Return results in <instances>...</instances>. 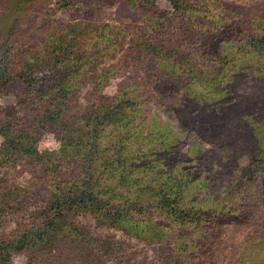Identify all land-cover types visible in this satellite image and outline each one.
Returning a JSON list of instances; mask_svg holds the SVG:
<instances>
[{"label": "rangeland", "instance_id": "obj_1", "mask_svg": "<svg viewBox=\"0 0 264 264\" xmlns=\"http://www.w3.org/2000/svg\"><path fill=\"white\" fill-rule=\"evenodd\" d=\"M75 1L70 9L58 10L57 0H37L26 6L15 0H0V60L6 56L15 71H20L22 64L28 69L27 64L34 65V69L59 48L60 38L70 39V27L101 28L110 24L114 30L120 29L122 49L102 57L96 70L99 77L92 73L91 65L83 64L78 69V109L92 110L102 103L103 113L96 124L104 126L111 107L98 96V91L109 99L123 97L131 115L130 126L135 128L127 127L126 131L138 133L136 139L142 144V152L159 153L160 147L172 142V157L161 153V162L156 164L165 169L171 168L174 161L181 166L191 165L192 170L207 177L209 188L192 193L198 202L207 200L217 206L226 188L241 187L234 198L240 203L235 209L229 208V216L224 218L225 232L211 247V259L205 261L200 257L203 250L196 245L188 254L179 244L182 234H193L190 227L151 212L148 199L152 191L147 194V189L140 191L137 185L123 187L116 182L113 207L107 212L108 207L102 203L105 218H98L74 199L79 193H67V183L76 180L84 184L94 173L91 168L96 171L99 167L90 159L81 158V153L74 151L70 155L62 142L63 133L53 125L41 128L37 101L27 97L25 105H19L26 85L22 80L9 79L0 91V110L8 118H19L34 131L35 146L42 159L25 157L15 165H0V198L8 188L16 187L25 196L3 210L0 233L8 235L19 230L18 225L24 222L21 233L32 222L39 223L37 213L47 206L55 191L58 202L73 197L77 205L71 200L62 203L68 224L76 230L74 237L59 232L62 235L57 242H50L41 251L16 252L9 264H171L169 256L178 252L186 264H264V59L258 56L264 41L257 48L252 47L251 56L243 57L246 49L240 48L225 57L232 51L226 42L242 46L246 34L255 43L264 39V0H202L239 22L238 38L237 31L232 33L226 25L214 24L202 14L175 17L171 0H155L157 17L152 28L147 17L152 14L145 12L149 7L143 8L135 0ZM142 41L155 45L159 51L163 50L162 44L169 51H179L183 57L177 60L188 58L193 67L182 69L179 62L157 59L147 52L141 57L136 54V44ZM103 45L99 44L100 48ZM188 68L194 71L189 73L194 79L190 87L183 86ZM173 78L176 79L171 82ZM111 131V127L105 129ZM3 141L0 134V147ZM50 152L54 154L48 159L45 154ZM46 160L57 165L48 168ZM130 192L131 201L127 197ZM138 196L144 197L147 207L142 212L151 213L149 217L155 225H147L145 230L134 225L140 217L135 210L138 205L132 201ZM46 211L51 213L48 208ZM32 217L38 219L31 220ZM158 222L163 228L158 227Z\"/></svg>", "mask_w": 264, "mask_h": 264}, {"label": "trees", "instance_id": "obj_2", "mask_svg": "<svg viewBox=\"0 0 264 264\" xmlns=\"http://www.w3.org/2000/svg\"><path fill=\"white\" fill-rule=\"evenodd\" d=\"M15 1L18 5L26 6L27 3L36 2L37 0ZM135 1L143 8L149 7V10L145 12L153 15L147 16L151 20L150 28H152V24L157 17V14H154L156 12L155 0ZM75 3V0H57L56 6L58 10H68ZM171 3L175 9V17H192L202 14L201 17L209 18L214 24L226 25L232 33L237 31L236 37L238 38L240 32L239 22L235 19L232 20L230 17L228 18L220 11H216L209 3L202 0H171ZM70 30H72L71 35H69L70 39H64L66 41H63V38H60L59 48L56 51L53 49V55L49 58L46 57V62H41L43 64H39L37 68L33 69L34 65L27 64L26 67H30L28 69L22 64L21 70L15 71L11 60L7 59L6 56H2L0 60V91L6 87L9 79L22 80L26 87L19 99V105H25L27 97H31L32 101H37L40 127L45 128L46 125H53L59 132L61 131V134L63 133L62 142L70 155L74 151L81 153V158H88L99 167L96 171L91 168L94 173L91 178L89 177L90 179L87 178V181L83 182L84 184L78 183L76 180L67 183L69 186L67 193L76 192V194H80L78 198H74L78 200L79 204L84 203L83 205L91 209L98 218H105L104 206L100 205L105 203L108 207L107 212L111 210L113 207L111 201H114L113 194H115L113 186L116 182L121 183L123 187L131 185L130 187L135 188L137 185L140 191H142L141 189H147V194L152 191V194L149 193L150 198L148 197L149 202L152 204L151 212H158L161 214L162 219H168L177 225L190 227L193 234L190 236L182 234L179 244L187 252L191 246L196 245L200 250H203L200 255L202 261L211 259L210 249L217 244L218 238L225 232L226 219L224 218L229 216V208L235 209L236 204L240 203L238 202L240 200L235 201L234 198L238 196L242 188L233 190L226 188L224 196L217 206L211 205L207 200L198 202L192 193L195 190L200 192L203 189H208L210 186L209 179L204 177L202 173H197L195 169L192 170L191 165L181 166L182 163L175 161L169 169L157 165V161L161 162L159 154L162 153L169 158L172 157L170 153L172 142L160 147L159 153L153 150H143L142 152V144L136 139L138 133L126 131L127 127L135 128L130 126L131 120L129 118L131 115L129 109L123 103V101H126L123 97L121 99H109L101 91H98V96L103 100H107L109 102L107 104L111 107V112L107 114L108 119L104 126L96 124L103 113L102 103L92 110H79L75 92L78 87L75 81V78L79 76L78 69L83 64L91 65L92 73H96L99 77L101 74L96 70L102 57L112 56L110 53L122 49V45L119 43L122 32L120 29L114 30L110 24H104L101 28L86 25L82 29H75L74 26L70 27ZM96 32H99V34L96 35ZM67 36L68 34L64 35V37ZM263 41V38H259L255 43L253 38L246 34L242 46L241 44L226 42L232 51L226 53L225 57L231 53L235 54L240 48L246 49V53L242 55L243 57L251 56L252 47H256L257 44ZM222 42L223 40L220 43ZM102 43L104 45L100 48L99 44ZM160 47L163 50H157L158 48L155 45L151 46L148 42H138L136 44V50L138 51L136 54L143 57L147 52L157 59H172L176 63L179 62L183 66L182 69L193 67L188 58H183L181 62L177 60V58L183 57L179 51H169L163 44ZM262 47H259L261 49H259L258 56L264 59V47ZM94 49L97 52H94ZM50 53L48 52V54ZM48 66H53V68H48ZM35 70H37V73H32ZM103 72H105V69ZM192 72H194L193 68H188V72L183 77V84H185L183 86H191L194 79L193 76H189V73ZM175 79L173 78L170 81L173 82ZM23 95L25 96L23 97ZM108 127H111L113 131L117 130V132L111 136L110 133L112 134L113 131L105 132ZM33 132L24 126L19 118H8L0 110V134L4 138L0 147V165L5 163L15 165L18 159L25 157L40 161L42 153L35 146L36 138L33 137ZM131 139H135V142L133 143ZM173 141L175 143V140ZM128 144L134 146V149H129L128 146L131 145ZM53 154L50 152L46 153L45 156L50 159ZM46 162L48 161L46 160ZM55 164V161L50 162L48 168ZM21 193L22 190L16 187L15 189L8 188L5 193L1 194L0 217L3 210L11 207L10 204L19 199H24L25 196H22ZM57 193L55 191L54 196L47 202V206L37 213L39 214L38 217L41 218L39 223L34 224L32 222V226L22 230L21 233L19 230L24 222L18 225L19 230H15L8 235L0 233V264H9L12 254L16 252L29 249L32 251L44 250V247L50 242L58 241L60 235H62L59 232H65L72 237L76 235V230L71 228L67 222V214L62 205L66 200H71L74 205L76 203L74 199H71L73 197H66L58 202ZM144 194L146 197L148 196L146 193ZM132 195L130 192L127 196L130 201ZM139 196H141L140 193ZM139 196L135 201H132L138 205L135 210L137 216L140 217L138 221L134 222V225L138 229L143 228L145 230L147 225H155L151 223L149 217L151 213L145 214L142 212L144 207L147 206L144 205L142 200L144 197ZM46 208L51 213H48ZM38 217H32L31 220L38 219ZM157 225L163 228L161 222H158ZM179 254L178 252V255L169 256L171 264H186V259H183Z\"/></svg>", "mask_w": 264, "mask_h": 264}]
</instances>
